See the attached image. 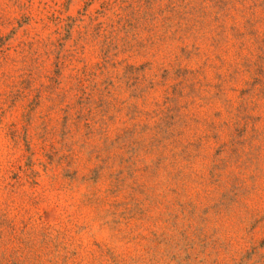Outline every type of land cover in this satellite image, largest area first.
<instances>
[{"label": "rangeland", "instance_id": "rangeland-1", "mask_svg": "<svg viewBox=\"0 0 264 264\" xmlns=\"http://www.w3.org/2000/svg\"><path fill=\"white\" fill-rule=\"evenodd\" d=\"M0 264H264V0H0Z\"/></svg>", "mask_w": 264, "mask_h": 264}]
</instances>
